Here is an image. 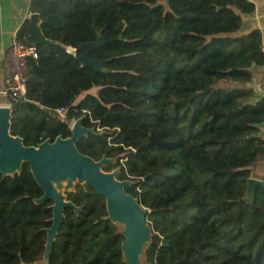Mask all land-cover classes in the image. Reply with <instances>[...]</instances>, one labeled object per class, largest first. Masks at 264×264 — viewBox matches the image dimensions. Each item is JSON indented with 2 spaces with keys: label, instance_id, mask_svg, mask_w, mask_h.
<instances>
[{
  "label": "trees",
  "instance_id": "trees-1",
  "mask_svg": "<svg viewBox=\"0 0 264 264\" xmlns=\"http://www.w3.org/2000/svg\"><path fill=\"white\" fill-rule=\"evenodd\" d=\"M30 8L52 43L34 45L37 57L27 60L10 134L36 147L69 138L68 122L84 117L96 135L77 150L111 159L103 171L119 169L116 179L132 182L125 192L148 211L145 264H264V188L245 197L264 155V97L249 86L252 68L264 66L262 35H237L253 3L30 0ZM98 36L115 40L89 53L106 61L101 72L67 51ZM42 195L27 164L0 174V264L42 260L52 218L51 201L35 203ZM65 195L79 211L64 210L48 264H124L105 200L81 182Z\"/></svg>",
  "mask_w": 264,
  "mask_h": 264
},
{
  "label": "water",
  "instance_id": "water-1",
  "mask_svg": "<svg viewBox=\"0 0 264 264\" xmlns=\"http://www.w3.org/2000/svg\"><path fill=\"white\" fill-rule=\"evenodd\" d=\"M29 32L30 40L34 45H45L52 43L44 38L40 30V19L37 13L30 9ZM119 39V37L117 38ZM115 40H103L98 36L94 42L86 43L74 50V57L81 63L82 67H88L96 72L104 71L105 60L91 59L89 53L102 45ZM12 118L11 106H0V174L12 177L20 174L22 165L27 164L36 184L42 189L43 195L35 200L37 205L51 201L49 207L52 218L48 220L50 227L44 229L46 242L42 260L38 264H48L52 244L59 230L66 208L78 212L66 199L64 191H74V183L81 182L84 189L90 187L105 200L107 211L106 220L111 221L120 229L123 241L120 245L124 264H142L145 251L148 248L152 231L147 223L148 211L139 203L138 199L125 192L130 181H118L115 173L104 172L103 167L113 161L103 157L99 161L82 155L76 148V143L88 135H96L93 128L82 125L81 117L74 121L70 127L71 136L66 139L57 137L53 142L45 140L36 147H26L20 137L10 134ZM257 126V125H256ZM66 181L63 193L61 183ZM55 185V187H54ZM257 186L264 188L262 180L249 178L247 181L246 199L252 200ZM70 190V191H69ZM67 193V192H66Z\"/></svg>",
  "mask_w": 264,
  "mask_h": 264
},
{
  "label": "crops",
  "instance_id": "crops-1",
  "mask_svg": "<svg viewBox=\"0 0 264 264\" xmlns=\"http://www.w3.org/2000/svg\"><path fill=\"white\" fill-rule=\"evenodd\" d=\"M254 5V12L250 15L242 16V23L237 35H246L253 30H258L262 35V51L264 53V0H248ZM30 0H0V91L5 79V68L2 57L14 40H18L25 45H34L30 40L29 20ZM28 21L27 31L22 30ZM253 79L250 87L254 89L257 98L264 97V93L259 88V81L264 75V66L253 67ZM0 98H5V102H0V106L9 105V98L0 93ZM258 136L264 141V126L260 129ZM264 177V155L260 162L255 164L251 170V178L261 180Z\"/></svg>",
  "mask_w": 264,
  "mask_h": 264
},
{
  "label": "built area",
  "instance_id": "built-area-1",
  "mask_svg": "<svg viewBox=\"0 0 264 264\" xmlns=\"http://www.w3.org/2000/svg\"><path fill=\"white\" fill-rule=\"evenodd\" d=\"M27 17V20H29ZM69 53H74V50L68 49ZM72 51V52H70ZM37 57V50L34 45H25L17 39L12 42L6 53L2 57V62L5 68V79L0 93L10 99V102H18L26 98V78L28 74L27 60L29 58L35 59ZM259 88L264 93V75L259 81ZM56 115L66 121L65 109L60 108L55 111ZM75 120L68 122L69 128ZM97 131L100 129L97 128ZM263 158L261 155L255 164L260 162ZM254 164V165H255ZM251 178V174H250Z\"/></svg>",
  "mask_w": 264,
  "mask_h": 264
},
{
  "label": "rangeland",
  "instance_id": "rangeland-1",
  "mask_svg": "<svg viewBox=\"0 0 264 264\" xmlns=\"http://www.w3.org/2000/svg\"><path fill=\"white\" fill-rule=\"evenodd\" d=\"M157 2H158V4H161L163 6H166V4H167V0H157ZM70 52H72V51H70ZM96 92H97V89L93 88L88 93L89 94H95ZM85 94H87V93H84V94L80 95V97L78 99H81ZM5 100H6L5 98H0V102H5ZM9 101H10V99H9ZM9 106H11V102L9 103ZM71 124H73V123H70V125ZM110 172L115 173L116 171L112 170ZM76 184H77V182L74 183V185H76ZM61 186H62V193H63V190L66 188V182H62ZM66 192H68V191H64L63 194L65 195ZM141 263L144 264V258L143 257L141 258Z\"/></svg>",
  "mask_w": 264,
  "mask_h": 264
},
{
  "label": "bare ground",
  "instance_id": "bare-ground-1",
  "mask_svg": "<svg viewBox=\"0 0 264 264\" xmlns=\"http://www.w3.org/2000/svg\"><path fill=\"white\" fill-rule=\"evenodd\" d=\"M64 182H66V181H64ZM54 187H55V185H54ZM57 191L60 192V193H62V187H61V189H57Z\"/></svg>",
  "mask_w": 264,
  "mask_h": 264
}]
</instances>
